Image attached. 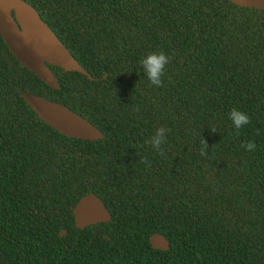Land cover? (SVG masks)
Here are the masks:
<instances>
[{"label":"trees","instance_id":"trees-1","mask_svg":"<svg viewBox=\"0 0 264 264\" xmlns=\"http://www.w3.org/2000/svg\"><path fill=\"white\" fill-rule=\"evenodd\" d=\"M21 1L90 78L45 63L50 86L0 36V264H264V12L228 0ZM154 51L171 57L159 88L140 66ZM22 93L103 138L58 133ZM233 108L251 121L239 135ZM159 127L164 157L145 143ZM88 193L110 219L77 228L72 209ZM154 233L168 249L150 247Z\"/></svg>","mask_w":264,"mask_h":264},{"label":"water","instance_id":"water-1","mask_svg":"<svg viewBox=\"0 0 264 264\" xmlns=\"http://www.w3.org/2000/svg\"><path fill=\"white\" fill-rule=\"evenodd\" d=\"M228 1L240 7L264 12V0ZM0 36L18 62L50 86L54 85V78L45 63L64 71H76L90 78L38 13L21 0H0ZM21 96L35 115L58 133L88 141L103 138L97 128L64 105L30 93H22ZM72 215L77 228L108 222L110 219L108 210L93 193H88L77 201ZM63 234L64 231H61L59 235ZM148 242L153 249H168V242L158 233L150 235Z\"/></svg>","mask_w":264,"mask_h":264},{"label":"clouds","instance_id":"clouds-1","mask_svg":"<svg viewBox=\"0 0 264 264\" xmlns=\"http://www.w3.org/2000/svg\"><path fill=\"white\" fill-rule=\"evenodd\" d=\"M171 57L164 53L163 51L159 52H150L140 60V66L143 69L144 74L147 76L150 84L156 88L163 86V77L165 76L166 66L170 63ZM138 110V109H137ZM229 120L232 122L233 127L236 129V135H239V130L248 125L250 117L247 113L240 111L239 109L233 108L228 114ZM167 129L164 127H159L155 133L145 141L149 144L153 151H155L159 156L164 157L165 151L163 145L166 143V133ZM215 132L213 128L211 130ZM243 147L246 151H254L256 149L255 142L248 141L243 144ZM208 145L205 140L201 141L200 155L201 157H206ZM140 163L144 164L145 167H150V161L146 157L141 158Z\"/></svg>","mask_w":264,"mask_h":264}]
</instances>
